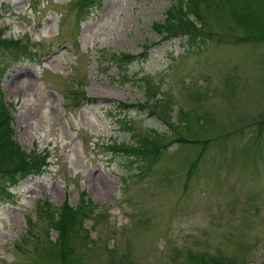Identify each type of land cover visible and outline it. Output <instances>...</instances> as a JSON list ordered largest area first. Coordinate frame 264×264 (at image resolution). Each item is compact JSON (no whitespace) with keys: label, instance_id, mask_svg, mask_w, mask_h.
Returning a JSON list of instances; mask_svg holds the SVG:
<instances>
[{"label":"rangeland","instance_id":"obj_1","mask_svg":"<svg viewBox=\"0 0 264 264\" xmlns=\"http://www.w3.org/2000/svg\"><path fill=\"white\" fill-rule=\"evenodd\" d=\"M98 1L0 0L3 36L37 41L35 58L2 62L0 90L16 139L46 150L42 172L10 188L19 200L0 199V264H264L263 0L198 2V49L151 28L174 0ZM245 5L261 24L235 14ZM113 51L136 57L118 65ZM150 127L164 133L143 141L149 158L108 147ZM81 190L92 244L74 222L46 232L38 209L75 207Z\"/></svg>","mask_w":264,"mask_h":264},{"label":"trees","instance_id":"obj_2","mask_svg":"<svg viewBox=\"0 0 264 264\" xmlns=\"http://www.w3.org/2000/svg\"><path fill=\"white\" fill-rule=\"evenodd\" d=\"M209 2V0H174L172 1L165 9L164 16L158 21H153L151 23V28L159 33L163 37H172L176 35H184L188 37L191 40L192 44H195L197 41L195 39L197 36H195L197 33L195 30L197 29L195 26L196 20H198V14L196 13V7L198 6V2ZM256 2H259L260 0H255ZM81 5H87V4H93V5H99L100 1L98 0H80ZM245 3H247L244 0ZM216 3V0H215ZM261 4H264V0L260 2ZM231 8L233 9L232 2L229 3ZM259 4V5H261ZM238 15L247 14V16H244V19H246V26L250 28L251 24L253 23V19L256 16V22L255 24L260 23L262 17L259 14V12L249 9L246 5L242 7L241 10H239L237 13ZM252 18V20H249ZM259 24V26H261ZM254 28V27H253ZM256 36L260 39H264V27H262L261 30L256 31ZM20 38H17L16 40L11 39H4L0 36V55L3 56L6 51L4 50H12V52L18 56L19 53L21 54L22 47H24V44L21 45L22 47H17L18 41H20ZM146 43L144 42L141 44V46H145ZM142 47L141 49H143ZM17 51V52H14ZM136 55L132 52H124V51H113L110 53V60L119 64L125 63L128 60H132L135 58ZM70 92H76V89H73ZM0 98H1V92H0ZM152 133H157V135L163 136L161 132L156 130V128H150L149 133L147 132L146 136H143V139L147 142L154 143L156 140V136L152 135ZM151 134V135H150ZM150 136V137H149ZM152 136V138H151ZM154 145V144H153ZM110 148H117V151L123 152L125 155H130L131 153H141V151H144V145L141 143H132V142H119L115 143L110 146ZM25 171L24 163L21 157L20 150L18 149V146L16 145V142L14 139L11 138V131L9 126V117L6 114V112L3 110L1 101H0V199L1 198H7L10 193H8L6 187L8 185L14 184L23 174ZM80 203L77 204V206H72L69 204L66 200V198L63 199V201L60 203V205L56 206L55 212L52 213V207L49 205L47 201H37V203H40L38 205V209L42 210L47 216V226L45 227V231L48 232V229L54 228L57 231L61 230L62 227H68L73 222L76 223L75 232L78 234L79 231V225H78V214L83 210V206H86V203L90 202L89 198L84 197V193L80 192ZM39 210H37L38 212ZM49 216V217H48ZM27 218V233H31L30 225L33 223L32 217L30 215L26 216ZM80 232V231H79ZM83 242H87V237L83 233L82 234ZM38 240V239H37ZM56 238L54 242H56ZM38 242V241H37ZM45 251L43 252L45 258L55 260L58 259V253L57 251H54L51 247L47 248L45 247ZM61 253L64 257H66L68 254L66 251L61 250ZM64 259V258H60ZM190 264L193 262L189 259L188 260ZM199 259L196 258L195 264L198 263ZM201 263L205 264L202 259ZM33 264H36L35 262ZM188 264V262H187ZM218 264V263H215Z\"/></svg>","mask_w":264,"mask_h":264}]
</instances>
